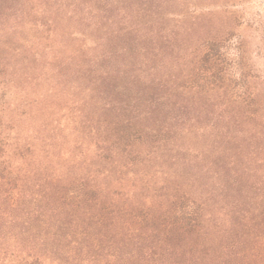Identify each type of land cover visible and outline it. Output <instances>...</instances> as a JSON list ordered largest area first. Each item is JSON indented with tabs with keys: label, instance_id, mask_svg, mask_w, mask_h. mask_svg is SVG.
<instances>
[{
	"label": "rangeland",
	"instance_id": "374dc122",
	"mask_svg": "<svg viewBox=\"0 0 264 264\" xmlns=\"http://www.w3.org/2000/svg\"><path fill=\"white\" fill-rule=\"evenodd\" d=\"M38 258L264 264V0H0V264Z\"/></svg>",
	"mask_w": 264,
	"mask_h": 264
},
{
	"label": "trees",
	"instance_id": "16d2710c",
	"mask_svg": "<svg viewBox=\"0 0 264 264\" xmlns=\"http://www.w3.org/2000/svg\"><path fill=\"white\" fill-rule=\"evenodd\" d=\"M83 191L86 193H96V194L101 192L99 188L94 187V186L85 187V188H83ZM187 209H182L181 210L182 212H180V214H178V216H176L177 217L176 219H177V222H183L182 224L186 223L187 225H192L194 218L192 217L190 209L189 210H187ZM40 261H41V259L38 258V259H35L34 263H27V264H39V263H41ZM58 264H61V263L59 262Z\"/></svg>",
	"mask_w": 264,
	"mask_h": 264
}]
</instances>
